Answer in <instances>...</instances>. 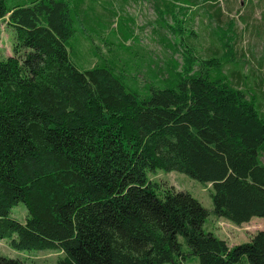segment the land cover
Listing matches in <instances>:
<instances>
[{
  "label": "trees",
  "instance_id": "obj_1",
  "mask_svg": "<svg viewBox=\"0 0 264 264\" xmlns=\"http://www.w3.org/2000/svg\"><path fill=\"white\" fill-rule=\"evenodd\" d=\"M174 1L182 15L200 7L218 33L236 28H220L219 0ZM7 16L16 42L0 59V241L58 251L56 264H264V230L229 247L204 231L198 200L149 177L175 171L209 185L212 214L236 226L264 218V111L238 71L235 81L224 73L233 45L184 56L179 72L174 53L165 67L146 65L163 87L141 97L108 62L75 67L68 0H0ZM18 203L23 223L10 217Z\"/></svg>",
  "mask_w": 264,
  "mask_h": 264
},
{
  "label": "rangeland",
  "instance_id": "obj_2",
  "mask_svg": "<svg viewBox=\"0 0 264 264\" xmlns=\"http://www.w3.org/2000/svg\"><path fill=\"white\" fill-rule=\"evenodd\" d=\"M21 1L24 0H6V3L8 7H12ZM68 1L76 20L75 33L66 44L71 61L77 69L83 71L97 62H108L126 83L128 80L127 85L131 91H137L141 97H145L150 94L149 87H163L159 79L147 77L148 65L154 68L157 65L165 67L169 56L174 53L179 72L184 65V56L191 55L199 62L210 55L221 53V43H229L238 53L231 61L232 64L225 67L224 73L232 81L238 76L235 72L238 71L242 76V83L252 89L264 111V95L258 90L261 83L260 88L264 91V0H219L224 13L220 28L229 20H233L236 26L220 29L224 32L222 34L216 29V21L209 23L200 7L186 12L185 7L189 5L182 3L180 10L186 12L182 15L178 13L179 7L173 9L170 6L178 3L174 0ZM7 20L8 16L0 21L1 60L15 55L13 49L16 35ZM175 20L179 21L177 25L174 24ZM261 160L264 162V155ZM149 177L160 189L172 188L189 193L198 200L209 212L203 225L204 231L224 240L229 247L248 243L251 235L264 230L263 217H254L249 223L238 226L217 223V218L212 214V188L188 175L175 171H157L149 174ZM10 217L23 223L26 217L24 205L18 203L12 209ZM0 256L18 258L25 264H56L61 255L55 250L14 251L8 241L4 240L0 241ZM198 263L194 256L176 261V264ZM238 264H248V261L242 258Z\"/></svg>",
  "mask_w": 264,
  "mask_h": 264
},
{
  "label": "crops",
  "instance_id": "obj_3",
  "mask_svg": "<svg viewBox=\"0 0 264 264\" xmlns=\"http://www.w3.org/2000/svg\"><path fill=\"white\" fill-rule=\"evenodd\" d=\"M24 1H26V0H24ZM251 220H252V219H250V221H251ZM250 221H249V222H250ZM220 222H221V223H224V224H225V223H230V222H228L227 220L217 219V223L220 224ZM253 235H254V234H253ZM253 235H251V237H252ZM250 239H251V238H250Z\"/></svg>",
  "mask_w": 264,
  "mask_h": 264
}]
</instances>
